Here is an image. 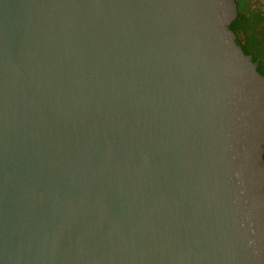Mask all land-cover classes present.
<instances>
[{"label":"water","instance_id":"95a60500","mask_svg":"<svg viewBox=\"0 0 264 264\" xmlns=\"http://www.w3.org/2000/svg\"><path fill=\"white\" fill-rule=\"evenodd\" d=\"M236 0H0V264H264V76Z\"/></svg>","mask_w":264,"mask_h":264},{"label":"flooded vegetation","instance_id":"af4514ba","mask_svg":"<svg viewBox=\"0 0 264 264\" xmlns=\"http://www.w3.org/2000/svg\"><path fill=\"white\" fill-rule=\"evenodd\" d=\"M256 12L260 13L258 18L255 16ZM247 15L250 16V20L246 23L247 26L245 25L248 32L244 34L242 42L246 45L247 54L256 63L258 72L264 76V7L254 8Z\"/></svg>","mask_w":264,"mask_h":264},{"label":"trees","instance_id":"16d2710c","mask_svg":"<svg viewBox=\"0 0 264 264\" xmlns=\"http://www.w3.org/2000/svg\"><path fill=\"white\" fill-rule=\"evenodd\" d=\"M236 1L238 3L239 14H238V17L232 23V29L236 33L237 38L239 40L241 34L243 35L246 32H248V29H246V26H247L246 23L250 20V16L247 15L248 7L244 4V2L242 0H236ZM259 12L255 13L256 18L259 17V15H260ZM254 19H255V17H254ZM239 42H240V40H239ZM240 44L242 45L244 51L246 53H248L247 49H246V45L244 44V42H240Z\"/></svg>","mask_w":264,"mask_h":264},{"label":"rangeland","instance_id":"374dc122","mask_svg":"<svg viewBox=\"0 0 264 264\" xmlns=\"http://www.w3.org/2000/svg\"><path fill=\"white\" fill-rule=\"evenodd\" d=\"M244 4L248 7V13H251L254 8H263L264 7V0H242ZM244 34L240 35V42L244 40Z\"/></svg>","mask_w":264,"mask_h":264}]
</instances>
